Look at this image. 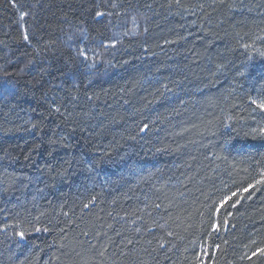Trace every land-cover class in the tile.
<instances>
[{"label":"trees","instance_id":"obj_1","mask_svg":"<svg viewBox=\"0 0 264 264\" xmlns=\"http://www.w3.org/2000/svg\"><path fill=\"white\" fill-rule=\"evenodd\" d=\"M0 264H264V0H0Z\"/></svg>","mask_w":264,"mask_h":264}]
</instances>
